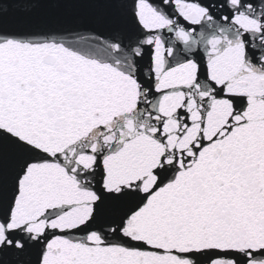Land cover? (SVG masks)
<instances>
[{"label":"snow or ice","instance_id":"6c2138e0","mask_svg":"<svg viewBox=\"0 0 264 264\" xmlns=\"http://www.w3.org/2000/svg\"><path fill=\"white\" fill-rule=\"evenodd\" d=\"M0 264H264V0H0Z\"/></svg>","mask_w":264,"mask_h":264}]
</instances>
